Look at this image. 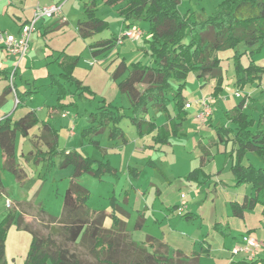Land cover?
<instances>
[{"label": "trees", "instance_id": "1", "mask_svg": "<svg viewBox=\"0 0 264 264\" xmlns=\"http://www.w3.org/2000/svg\"><path fill=\"white\" fill-rule=\"evenodd\" d=\"M99 1L111 7L123 3L117 12L123 19L124 28L131 27L137 21L147 24V38L144 41L154 64L136 61L127 65L124 58L120 59L112 78L117 80L127 71L126 76L117 83V89L127 95L129 106L113 105L101 98L94 110L88 112L89 125L82 128L79 134L82 140L95 148H100V145L94 138L104 133L110 142L127 143L120 127L124 118L130 121L138 137L152 135L153 145L165 146L170 139L185 136L183 122L187 119V112L184 109L183 90L186 78L190 73H195L197 78L214 79L211 95L216 99L222 92L224 79L222 58L218 54L220 51H233L235 88L242 90L254 82H260L264 76V64L257 65L253 61L254 54L264 46V0H221L209 14L202 9L205 17L201 20L196 19L194 11H181V0H89L83 5L84 19L76 24L77 34L83 40L108 28V22L96 16ZM118 40L111 34L109 38L90 42L87 47L91 56L96 58L113 48ZM240 45L245 47L242 52L237 50ZM243 55L249 60L247 65L242 63ZM79 59V55L60 51L57 59L59 74H48L49 85L55 88V107L58 110L75 106L83 98L90 101L96 99L89 86L74 76ZM11 74L14 79L17 69L11 72L0 70V75L8 81L0 101L6 94L13 93L17 103H24L35 88L18 91L14 82L9 83ZM138 85H144L143 89L140 90ZM243 109L244 101L241 100L224 112L227 123L214 127L217 141L224 146L231 144L230 150L224 151V156L226 160L231 159L230 172L234 186L249 184L254 191L252 197L245 196L241 203H230L233 214L239 217L245 209H252L264 200V114L261 112L254 119ZM149 110L162 116L163 122L145 118ZM38 125L40 133L36 138L46 149L35 146L23 158L51 165L53 158L59 156L61 167H73L63 195L62 214L58 219L61 235L67 242L88 241L96 264H197L196 256L186 257L179 251L174 256L160 253L159 248H163L164 244L152 236L135 241L126 231L125 221L117 215L119 212L126 216L127 212L114 204L110 215L112 224L109 228L104 227L108 215L103 211H90L87 206L90 191L77 180L83 174L96 178L104 174L117 177L116 168L108 160L91 158L84 150L58 148L57 130L47 121L39 120L34 111H28L14 121L7 118L0 122V169L9 171L17 180L22 178V169L15 161V136L18 132L22 137H28L29 130ZM247 153H251L262 166L244 164ZM200 172L201 166L189 172L187 178L194 179ZM2 188L0 178V195ZM14 221L20 227V217L12 212L0 220V264H7L5 240ZM142 222V218H139L134 228L141 227ZM23 228L32 236L23 264H83L74 252L66 246L57 245L51 237H39L27 227ZM213 228L219 229L220 223L215 222Z\"/></svg>", "mask_w": 264, "mask_h": 264}, {"label": "rangeland", "instance_id": "2", "mask_svg": "<svg viewBox=\"0 0 264 264\" xmlns=\"http://www.w3.org/2000/svg\"><path fill=\"white\" fill-rule=\"evenodd\" d=\"M88 1L89 0H60L62 3V11H60L58 15L62 12L68 20V23L63 25L65 37L75 36L76 22L79 19H84L82 9L84 3ZM220 1L221 0H181L180 9L183 12L186 10L194 11L196 19L201 20L205 17L201 10L204 9L205 12L209 14ZM60 2L59 5L61 4ZM121 5H123V3L111 7L104 5L102 1H99L97 4L96 16L107 21L108 28L85 40L78 36L77 39L71 41L66 49L68 55H79L80 59L75 67L74 75L75 77L83 79V84L89 86L94 92L96 99L90 101L83 98L78 100L75 106L65 107V109H69V115L67 117L61 118L58 113L56 121L61 124V127L65 126L59 130V147H66L69 149L79 148L80 143L82 142L81 147L87 155L97 160H108L109 164L116 168L117 177L110 174H104L101 178H96L89 174H83L77 180L79 184L90 191V197L87 200V206L90 211H103L108 215L105 217L104 227L109 228L112 224V218L110 215L112 214L114 204L127 212L126 216L117 212L118 217L125 221L127 232H133L132 229L135 224L138 223L139 218L144 220L142 229L134 232L135 238L140 241L146 235L157 236L159 234L157 226L166 225V222L160 220L161 213L166 206L172 205L173 203L178 204L176 209H179L178 212L180 215L185 209L181 204H185L192 208V210L190 208L189 211L195 212L202 217L203 223L200 227L197 222H190L184 225L185 227H180V229L179 227H176L178 232L176 231L177 233H175V235L178 237L180 236V240L176 241L177 243L172 242V244H170V249L180 247L185 251L192 248V243L195 242L194 249L199 251V243L197 242H199V239L201 240V234H206V225L210 220V217L206 216L208 214L203 206L206 202L202 203L206 198V193L203 192H207V189L205 188L202 191V194L200 193L197 197H193L194 193L191 191L192 188L186 180V175L183 173V167L180 163L173 166H170L168 163V161L173 159L176 153L172 155V152L168 150L167 154L164 155L161 151L163 147L153 145L150 137L138 138L135 128L127 118H124L120 122V126L125 132L126 139H128V143L124 144V150L116 151L114 148H111L110 146L113 145V143L107 140L106 133L96 137V139L100 140V148H95L85 140L81 142L79 140L81 139L79 134L80 130L89 125L87 114L94 110L99 99L104 98L107 102L124 108L129 106L127 95L122 94L117 89V81L123 79L126 76L127 71L118 78V80L112 78V74L120 59L124 58L127 65L136 61L147 65L154 64L151 56L147 52V43L144 41L145 38H147V24L145 22L137 21L136 24L129 27L133 29L138 28L142 31V34L138 39L128 40L127 38L123 39L120 37L121 30L124 27L122 25L123 19L118 14L117 8ZM54 17L55 16H53V18ZM111 34H114L121 40V42H117V44H115V46L108 50L104 55L97 58L92 57L87 45L93 41L109 38ZM60 38L61 35L57 37L54 36L53 42H56V44L59 45ZM32 43L33 40L30 45ZM244 49L245 47L242 45L237 47L239 52L244 51ZM218 54L222 58V70L225 76L222 84V92L217 98H227L231 93V96L228 97L227 103H220L219 101V103H216L215 99L211 98L210 92L208 93L210 85H204L203 78H197L195 73H190L186 78L183 96L184 100L187 101L186 105H191V107L188 111L189 117L183 122V125L188 131V134L185 135L186 137L183 136V138L181 137L180 139H173L176 141L183 140L184 143L191 145V148H193V145L199 140V137L196 134L199 124H202L201 121L206 124L209 121V118L200 120L198 116H196V120L192 121L191 119V116L196 114L193 102L194 100H198L201 96L200 90L205 91V97L203 99H209L212 114L213 111L216 112L212 125L207 126V128L212 129L213 131L216 125L227 123L224 118V112H222L221 115L220 113L222 110L226 109V106L229 104L232 105L240 100H244V102H246V106L244 107L245 112L251 114L254 119L259 117L260 112H264V76H262L260 82H254L252 85L239 90L233 86V51L225 50L220 51ZM248 61L247 56L243 55L242 63L247 65ZM253 61L257 65L264 64V46L259 52L254 54ZM12 82H14L13 78ZM9 83H11L10 80ZM44 83H48L46 78L39 80V92H34L31 95L27 102V106L31 103L37 102V99L40 100L45 95L49 96V86H42ZM260 85L262 89L260 88ZM31 87L30 89H32ZM138 87L141 89L144 85H138ZM213 88L214 85L211 87L212 91ZM250 91H256L254 93L255 99L253 101L250 95L247 94ZM236 92L239 93L240 98L235 97ZM10 99L14 102L13 96ZM169 108L172 110V105L170 103ZM160 118L163 119L162 116H160ZM69 119L72 120L70 125H68ZM72 124L76 125L75 130L70 127ZM70 130L76 133L74 138L76 141L68 136ZM20 139L21 138L18 135L15 141V155L18 158V164L23 172L22 178L17 180L9 171L5 169H2L1 171L5 193L0 195V220L8 212L14 213L21 219L20 227H17L14 221L7 232L5 240V259L7 260V264H23L24 262L32 236L31 233L23 227H27L39 237H51L57 245L66 246L79 257L83 264H96L95 259L90 254V243L88 241L70 243L64 239L63 235H61V225L58 219L62 214L63 195L68 187L73 167H61L59 156L53 158V164L51 165L43 162L35 163L32 160L28 161L21 158L20 150L22 146L20 144ZM32 139H34L33 136ZM138 142H143L147 146L139 156H135L134 160L131 151ZM26 149L27 147L25 146V150L23 149V151L25 152ZM140 158L141 161H139ZM244 163L252 164L255 167L262 166V164L254 158L251 153H247L244 158ZM135 172H137V175H135ZM146 179H148V181H146ZM222 179L224 182H228V179ZM150 182L158 186V191H160V193H157L158 191H156V187L149 184ZM145 184L147 185V188ZM137 185L141 188H146L144 191L145 193L134 191L133 187ZM240 186L244 187L245 184ZM181 191L186 194L185 199L179 197ZM230 191L232 192V190ZM236 192L237 191H234V193ZM224 196L225 195L221 194V192L218 193V197L221 198L218 200L219 204L216 208L219 218H221L220 214L224 213L226 208L223 206L222 202ZM231 197L232 200H234L232 193ZM211 198L212 196L210 195L206 198V201L209 202ZM6 199L9 201V206H6ZM263 205L264 202L256 205L254 209L245 210L244 222L247 228L255 229L252 235L255 236L257 240L264 241ZM226 211L230 213L228 208ZM51 216L55 218H51ZM155 218L158 219V225L153 224V222L151 223V220ZM232 219L235 220V223L231 225L234 232H237L239 229L242 230L241 228L243 225L238 223L239 220L236 218ZM192 228H195L194 232L191 231ZM212 233H214V236H207V241L211 244L213 250L211 251L212 254L217 256L219 255L217 249L219 250L222 248V240L224 239L214 231H212ZM134 236L132 235L133 239ZM216 236H218V238ZM159 252L168 254L165 247L159 248ZM172 256H174V254H172ZM206 259L207 258L203 256L202 264H209Z\"/></svg>", "mask_w": 264, "mask_h": 264}, {"label": "crops", "instance_id": "3", "mask_svg": "<svg viewBox=\"0 0 264 264\" xmlns=\"http://www.w3.org/2000/svg\"><path fill=\"white\" fill-rule=\"evenodd\" d=\"M55 2L59 4L60 0H0V32H4L7 34H11V35H17L20 31L21 26L32 18L34 9L37 5L50 4V3H55ZM60 5H61V11H62V3ZM52 18L53 17H51V19L45 18V19H40L39 21H37L35 30L32 32L30 39H29L28 51L26 55L18 62V64L15 58L7 54L0 44V70L11 72L15 68L17 69V74L14 78V83L18 91H24L32 86L33 88H36L35 92L37 91L39 92L40 86L38 82L40 79H44V78L47 79L48 83L47 84L44 83L42 86L48 85L49 86L48 90L50 91L49 96L44 94L45 96H43L40 100L37 99V102L31 103L29 104V106H27V102L30 98L26 100L24 103H17L16 101L17 99L13 93L6 94L3 100L0 101V122L4 121L7 118L14 121V120L19 119L23 115H25L28 111H34L39 120L47 121V123L51 124L52 127L57 130V133H58L57 146L58 148H60L59 147V137H60L59 130L61 128H64L65 126L61 127V124H59L56 120L58 117V113L61 118L67 117L69 115V109H65V108L63 110L56 109L55 107L56 92H55V88L49 85L48 74H51V75L59 74L60 70L57 65L58 52L63 51L66 53L67 47L70 45L72 40H75L78 38V34H77V27L75 26V31H76L75 36L65 37V31L63 29L64 28L63 25L67 24L68 20L62 12L60 13V15L55 16L53 19ZM59 35H61V38L59 39L60 41L59 45H57L56 42H53V37L54 36L57 37ZM32 40H33V43L30 45ZM128 40H132V39H128ZM223 75L225 76L224 73ZM76 78L81 80L83 83L82 78H79V77H76ZM203 80H204L203 82L204 85H210L208 88V93L210 92L211 98L214 99L211 95V92H212L211 87H213L214 85L213 79H210L208 77H203ZM119 81L120 80H118L117 83ZM7 84H8V81L5 78H3L2 75H0V97L2 95V91L4 87ZM260 88L262 89L261 85H260ZM141 89L143 88L141 87ZM255 92L250 91L249 93H247L248 95H250L252 101L255 99V94H254ZM200 93H201V96L198 98V100H194L193 102L194 103L193 106L195 107L196 114L191 116L192 121L196 120V116L200 110V105L198 104L200 100L205 97L204 90H200ZM12 96L14 97V102L11 101L10 99ZM229 96H231V93L229 94ZM228 97L227 98L225 97L223 99L216 98L215 102L216 103H219V102L227 103ZM236 98H240V96ZM186 103L187 101L184 100L185 105ZM237 103L232 104V105L229 104L228 106H226V109L222 110L220 115L222 114V112H225L231 109ZM245 106H246V102H244V107ZM190 107L191 105L187 106V108H184L187 112V117H189L188 111L190 110ZM215 113L216 112L213 111V114H211L210 117H208L209 121L207 122V124L203 123L202 121H201L202 124H199L197 133H196L197 136L199 137V140H197V143L193 145V148H191V145L184 143L183 140L176 141L172 138L170 139V143L168 145L162 146L163 149H161L164 155L167 154L168 150L172 152V155L176 153L173 159L171 161H168V163L170 164V166L180 163V165L184 169L183 173L184 175H186V178L189 172L201 166V172L196 177L194 176L195 180L190 179V178L186 179L192 188L191 191H193L194 193L193 195L194 198L197 197L200 193L202 194V191L205 188L207 189V192H203V193H206V198H208L210 195L212 196L209 202L206 201V198H205V201H202V203L206 202L205 204H203V206H204V209H206V212L208 214L206 216L210 217V220L207 222V225H206V231H205L206 234H203V235L201 234V240L199 239L198 240L199 242H197L199 243V251L194 249L195 242L192 243V248L185 250V251L183 250V248H180V247L170 249V244H172V242H176L180 240L179 238L180 236L178 237L177 235H175V233L178 232V230H176V227H179V229L180 227L183 228L185 227L184 225L190 222L192 223L197 222L198 226L200 227L203 223L202 217H200L195 212L189 211L191 207L185 204H181V206H184L185 209L183 210L182 214L180 213V215H179L178 210L176 209V206H178V204L173 203L172 205L166 206L160 216V220L166 222V225L159 226L158 219L157 218L152 219L151 223L153 222V224L158 225L157 231L159 234L157 236H154V235H149V236H152L155 239H157L159 242L163 243L165 245L164 247L166 248L168 254L170 255L172 254L175 255V252L179 251L186 257L196 256L197 264H202L203 256L207 258L206 260H207V263L209 264H230L231 262H236L237 264H264V241L263 240H259L262 243L263 247L257 253L256 259H254L253 261L245 260L242 254L235 255L231 253V248L234 245L242 243V236L244 234H249L253 236L252 234L255 229L247 228L244 222V212L245 210H249V209H245L243 211L242 216L239 217L233 214L231 207H230V203L231 202L241 203L245 196L252 197L254 194V191L249 184L248 185L245 184L244 187H241L240 185L234 186V180L230 172L231 159L226 160L224 156V151L230 150L231 144L228 143L226 146H224L223 144H220L217 141L215 131L207 128L208 125H212L214 115H216ZM262 113L264 114V112ZM145 118L154 119L157 123L163 122V119H161L158 114H155L151 110L148 111V114L145 115ZM71 123H72V120L69 119L68 125H70ZM73 125L74 124H72V126L70 127L75 130L76 125L74 126ZM39 133H40L39 125L34 126L29 130L28 137H22L18 132L16 133L15 141L18 135L21 138L20 139V144L22 146L20 150L21 158H23V156L26 153L33 150L35 146H37L41 150L46 149V146L43 145L40 140L37 141L36 137L39 135ZM186 134H188L187 130H186ZM32 136L34 137V139H32ZM68 136L74 139L76 136V133L70 130ZM145 137L151 138L152 135L144 136V138ZM94 139H96V137ZM175 139H180V138H175ZM79 140L80 142L83 141L82 139H79ZM98 142L100 145V140H98ZM111 143H113V145H111L110 147L114 148V150L116 151L124 150L125 148V146L119 142H111ZM127 143H128V139H127ZM81 145H82V142L80 143L79 148H73V149L83 150ZM136 145L134 146V149L131 151L132 157L134 160H135V156H139L141 152H143L147 146L143 142L142 143L138 142L136 143ZM14 146H15L14 151H16L15 150L16 142ZM25 146L27 147V149L24 152L23 149L25 150ZM60 149L69 150V148H66V147H62ZM15 161H17L16 163L18 164V158L16 155H15ZM139 161H141V158L139 159ZM1 171L2 169H0V178H1ZM222 178L228 179V182H224ZM146 181H148V179H146ZM1 182L3 185L2 178H1ZM149 184L154 185L156 187V191H158V186L156 184L151 183V182ZM146 188H147V185H146ZM146 188H141L138 185L133 187L134 191L138 193H145L144 191ZM230 190H232V192ZM234 191H237V192L234 193ZM219 192L225 195L222 198L223 200L222 202H223V206L226 207L225 212L220 214L221 218H219L217 211H216L217 205L219 204L218 200L221 199L220 197H218ZM230 192L234 196L233 198L234 200H232ZM3 193H5L4 185L2 188L1 194ZM157 193H160V191H158ZM179 197L185 199L186 194H184L181 191L179 193ZM263 202L264 200L261 203ZM227 208L230 210V213L226 211ZM232 218H236L239 220L238 223L243 225V226L241 225L242 230L239 229L237 232H234V230L231 228V225L235 223V220ZM215 222L220 223L219 229L215 230L213 228V224ZM143 223H144V220L141 224V227L132 229L133 234L132 233L131 234L133 236H134L135 231H140L142 229ZM194 230L195 228H192L191 231L194 232ZM212 231L217 233L219 236H221L225 240V241L222 240V248L219 250L217 249V252L219 253V255L217 256L212 254L211 251L213 250L211 248V244L207 241L208 239L207 236H214L213 235L214 233H212ZM216 237L218 238V236ZM253 237L255 238V236ZM144 238L140 241H143ZM134 240L139 241L135 238V236H134Z\"/></svg>", "mask_w": 264, "mask_h": 264}, {"label": "built area", "instance_id": "4", "mask_svg": "<svg viewBox=\"0 0 264 264\" xmlns=\"http://www.w3.org/2000/svg\"><path fill=\"white\" fill-rule=\"evenodd\" d=\"M61 11V5L58 3L41 4L37 5L34 9L32 18L23 24L17 35H11L4 32H0V44L7 54L13 56L18 62L26 55L29 48V39L32 32L35 30L36 23L40 19L51 18L57 16ZM142 34V31L138 28H123L121 30L120 37L127 39H138ZM121 40H118V43ZM12 74L10 75V81L12 82ZM236 97H239V93H235ZM17 101V100H16ZM200 110L198 112V118L204 120L212 114L209 99H201L199 102ZM187 108V105L184 106ZM183 196V195H182ZM6 206H9V201L6 200ZM179 210V209H178ZM181 210V209H180ZM262 243L249 234L242 236V243L236 244L231 248L232 254H242L247 261H253L256 259L257 253L262 249Z\"/></svg>", "mask_w": 264, "mask_h": 264}]
</instances>
